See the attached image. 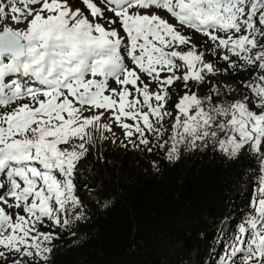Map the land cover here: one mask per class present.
Returning <instances> with one entry per match:
<instances>
[{"label":"snow or ice","instance_id":"1","mask_svg":"<svg viewBox=\"0 0 264 264\" xmlns=\"http://www.w3.org/2000/svg\"><path fill=\"white\" fill-rule=\"evenodd\" d=\"M182 28L211 41L208 54L223 52L219 59L229 68H237L236 57L242 70L257 74L244 84L251 95L241 100L214 102L212 94L220 96L215 85L205 98L186 92L174 105L167 159H179L181 145L195 150L197 142H210L231 160L242 152L257 157L250 210L224 237L220 264H264V0L0 3V204L14 210L0 206V264H47L60 237L40 231L45 219L61 228L69 225L70 210L83 219L76 212V168L92 141L89 129L112 131L101 124L104 112L85 113L111 111L126 138L139 134V143L148 145L146 132L159 140L166 131L174 83L187 88L221 72ZM182 67L186 72L176 75ZM153 83L159 91H150ZM129 85L137 98L130 99Z\"/></svg>","mask_w":264,"mask_h":264},{"label":"trees","instance_id":"2","mask_svg":"<svg viewBox=\"0 0 264 264\" xmlns=\"http://www.w3.org/2000/svg\"><path fill=\"white\" fill-rule=\"evenodd\" d=\"M213 85L206 80L201 91L209 95ZM145 135L148 145L98 159L86 145L74 177L83 219L73 228L44 229L60 237L49 264H205L215 260L212 251L224 250V221L235 233L246 219L254 193L239 189L258 177V160L249 158L228 175L233 169L210 142L169 161L172 142ZM92 191L97 201L88 199Z\"/></svg>","mask_w":264,"mask_h":264},{"label":"rangeland","instance_id":"3","mask_svg":"<svg viewBox=\"0 0 264 264\" xmlns=\"http://www.w3.org/2000/svg\"><path fill=\"white\" fill-rule=\"evenodd\" d=\"M0 3H7V0H0ZM73 6L75 7L77 5L74 4ZM170 22L175 23L174 21H170ZM181 30H182L184 35L191 36L193 38V43H195L198 46V48H197L198 51L205 53L204 59L206 62L210 61V62L214 63L218 69H221V72L217 75L206 76V80L212 79L214 82L216 81L218 83V86H216V87L219 89H223V91H224L223 93L225 95L227 93V95H230L232 97H230L229 100H225V98H223L224 96L223 97L215 96L214 102L218 103L221 99H224L227 102H233L235 100H241L245 96L251 95L249 90L244 87V84L251 81L254 78V76L257 74L255 70H253L251 68H247V69L242 70L240 68V65L243 64V61L237 60L236 57H232V60L237 61V68L236 69L229 68L228 63L221 60V59H220V61L223 63L224 66H222V67L219 66L220 63H215L212 59L208 58L209 49L211 47H213L211 41H209L206 37L202 36L201 34H198V33L194 32L193 30H190L188 28H182ZM205 42H207V43H205ZM189 47H190V45L179 46V48H177V50L187 51L189 49ZM223 54H224L223 52H220L219 55H223ZM219 55H217V56L211 55V57L213 59L214 58L217 59V57L219 58ZM177 63H182V62L177 61ZM224 69H227L226 73L223 71ZM185 72H186V68L182 67L181 69L176 71V75L182 76ZM167 75H170V74L169 73H162L161 74L162 78L166 77ZM143 78L146 81L148 80L147 77H143ZM191 84H193L192 87H191ZM201 86H202V84H197L194 81H189L187 88H185V87H183L182 81H176L174 83V85L169 89L170 97L168 99L167 104L165 105V108L167 111L171 112L172 115L166 116L162 122L163 128L166 129V131H164V134H163L161 140L164 138H168L171 141L170 137H171L172 124L174 122L175 116L178 115V113H176V114L174 113L173 103H175L176 101H177L176 103H178L179 99L186 92L188 94L195 93L199 98H205L207 95H205L203 93V91H201ZM111 87L117 88V90H119V86L116 85L115 83H111ZM128 87L130 90L133 91V96L130 97V99L137 98L135 93H134V89H132V86L129 85ZM150 91H152V92L159 91V87L155 83H153L151 85ZM178 94H180L179 97H178ZM138 98L142 102L143 98L142 97H138ZM27 102H29V101L24 100V101H21L20 103H27ZM151 103H153L155 105L156 101L153 100V101H151ZM143 110L147 111V108L145 107ZM99 112H104V116H103V119L101 120V124L109 125L111 127L112 131L101 132V131H95L91 128L89 129V131L92 134V141H91V143H89L87 145H88L89 149L95 154L96 159L103 157V155L106 152H109V154H123L127 149L135 150L138 148L139 139H140L139 134H134L131 138H126L124 129L121 128L120 126H118L114 120L110 119V117L112 115L111 111H104L102 109L98 110V111L93 110L91 112L85 113V115L90 116L93 114H99ZM151 119L154 120L155 118L153 117ZM124 122L129 123V124L134 123L131 120H124ZM150 135H152V134H150ZM187 151H188V148L186 146H183V145L180 146L179 154L185 155V154H187ZM219 154L224 159V161L227 162L229 167L233 169V170H231V169L228 170V172H229L228 175H231V173L236 170L237 165L244 163L245 160H247L249 158L250 159H257L256 156L250 155L247 152H242L240 154V156L235 160L228 159L221 152H219ZM258 162H259V160H258ZM78 167H79V165H77V168ZM257 182H258V177L256 178V180L253 183H247V184L241 186L239 191L244 193V192L249 190V191H252V193H254L255 186H256ZM78 194H79V191L75 187V195L77 197H78ZM95 195H96L95 192L92 191V192H88L87 197L90 201H92V200L97 201ZM8 202L14 203V201L10 197L8 198ZM0 206L5 207L7 211H14L11 209H7L6 205L0 204ZM21 214H23V213L21 212ZM74 216H75V213L70 210V213L67 217L69 219L70 223L67 227L73 228L75 226L76 220L74 219ZM53 227H54V225H52L51 222H49L45 219V225L40 227V231H42L43 229L48 230V229H51ZM47 230L46 231L44 230L42 232H47ZM223 230H224V233L226 235L229 234V232L231 231L230 222L228 219H226L224 221ZM221 249H222V247L220 246L218 249H215L214 251H212L211 254H213V253L216 254L215 260H213V261L207 260L205 262V264H214L215 262H216V264H220V258L225 254V248H224V250H221ZM51 256H52V254H51ZM51 256H50L47 264H49L51 262ZM196 259L200 260L197 257H196Z\"/></svg>","mask_w":264,"mask_h":264},{"label":"bare ground","instance_id":"4","mask_svg":"<svg viewBox=\"0 0 264 264\" xmlns=\"http://www.w3.org/2000/svg\"><path fill=\"white\" fill-rule=\"evenodd\" d=\"M107 94V93H106ZM1 177V179L3 180V179H5V177H3V176H0Z\"/></svg>","mask_w":264,"mask_h":264}]
</instances>
